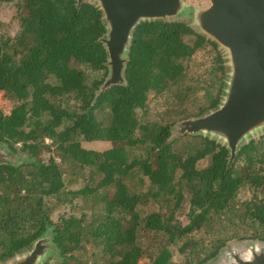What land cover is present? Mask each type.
Wrapping results in <instances>:
<instances>
[{
	"label": "trees",
	"instance_id": "16d2710c",
	"mask_svg": "<svg viewBox=\"0 0 264 264\" xmlns=\"http://www.w3.org/2000/svg\"><path fill=\"white\" fill-rule=\"evenodd\" d=\"M16 2L18 30L0 35V95L15 103L9 114L0 109V143L34 160L0 164V264L49 228L60 264H177L171 245L187 253L183 264H206L231 242L264 241L263 136L232 163L209 136H172L179 121L220 103L226 69L216 42L186 19L145 21L134 30L124 83L102 89L107 25L96 3ZM82 140L114 146L99 152ZM77 177L83 185L67 188ZM245 186L251 196L241 199ZM77 197L92 201L91 218L55 223L52 212ZM150 200L158 206L146 211Z\"/></svg>",
	"mask_w": 264,
	"mask_h": 264
},
{
	"label": "water",
	"instance_id": "95a60500",
	"mask_svg": "<svg viewBox=\"0 0 264 264\" xmlns=\"http://www.w3.org/2000/svg\"><path fill=\"white\" fill-rule=\"evenodd\" d=\"M86 0H78L81 5ZM102 10L109 74L102 89L124 83L134 30L151 20L186 19L217 43L225 59V87L219 105L202 116L179 121L176 136L203 134L229 150L232 163L241 146L264 133V0H89ZM16 152L0 143V164H14ZM57 244L49 228L33 244L1 264H41ZM206 264H264V241H234Z\"/></svg>",
	"mask_w": 264,
	"mask_h": 264
},
{
	"label": "rangeland",
	"instance_id": "374dc122",
	"mask_svg": "<svg viewBox=\"0 0 264 264\" xmlns=\"http://www.w3.org/2000/svg\"><path fill=\"white\" fill-rule=\"evenodd\" d=\"M17 0H14L13 2H5L2 5H0V20L2 21L3 25L0 28V35H3V37H11L14 36L15 33L18 30V20L16 18V14H17V10H18V5H17ZM197 2H205L206 0H194ZM212 55V53H203V52H198L196 54V58L198 59H207L210 58ZM153 95L151 94V98L152 101H150V103H153ZM153 104L150 105V109L152 107ZM15 103L11 102L10 100H8L6 98L5 95H3V93L0 95V109L4 110L6 113H10L11 110L14 108ZM149 109V110H150ZM149 116L150 118H154L156 116V113L154 112V110H152L151 112H149ZM173 137L175 136V133L172 135ZM264 139V133L256 135L254 137V139L258 140L260 138ZM50 142V140H48ZM82 146L86 149H92V150H97L99 152H103L105 150H108L109 148H112L114 146V144L111 141L108 140H94V141H85L82 140ZM46 156V157H45ZM44 157L48 158V155L46 154ZM30 158V159H29ZM29 160H34V157H32L27 151H21L19 150L18 152H16V158L14 160V163H16L17 165H20L24 162H27ZM211 156H208L205 160H202L201 162H199V167H205L207 166L210 162H211ZM79 178V177H77ZM69 178L66 176V181H68ZM146 184H150V180L148 179ZM83 185V178H79L77 179V181L71 185H68L67 188H72V189H78ZM148 185L143 186V190L147 189ZM113 189H110V191H112ZM251 196V192L248 186H245L240 194L239 197L241 199H248ZM91 203L92 201H86L85 198H81V197H77L74 199V201L72 203H66L62 206H60L58 209L54 210L52 212V219L55 223L60 222L63 218L70 216L71 214H75V215H82L83 213H86L87 219L91 218V215L93 213L92 209H91ZM149 207H147L146 211H149L152 207H156L157 208V204H152L151 200ZM150 205L152 207H150ZM164 212V211H163ZM176 215H179V219L180 222L185 224L188 223V218L187 215L183 213V211L181 213H179L178 211L175 212ZM171 249L173 252V260L177 263V264H183V263H188V258H187V253L186 252H181L178 248L177 245H171ZM59 249L57 248L55 252H53L52 254H50L45 261H43V263L41 264H60L58 263L59 260H61V258L59 257ZM139 264H152L151 261L149 260L148 257H143Z\"/></svg>",
	"mask_w": 264,
	"mask_h": 264
}]
</instances>
